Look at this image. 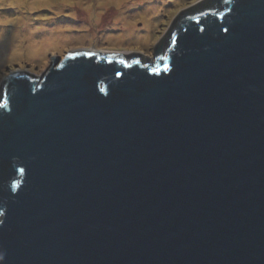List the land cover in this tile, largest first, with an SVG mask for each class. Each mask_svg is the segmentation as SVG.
<instances>
[{"label":"water","instance_id":"95a60500","mask_svg":"<svg viewBox=\"0 0 264 264\" xmlns=\"http://www.w3.org/2000/svg\"><path fill=\"white\" fill-rule=\"evenodd\" d=\"M0 264H264V0L7 74Z\"/></svg>","mask_w":264,"mask_h":264},{"label":"rangeland","instance_id":"374dc122","mask_svg":"<svg viewBox=\"0 0 264 264\" xmlns=\"http://www.w3.org/2000/svg\"><path fill=\"white\" fill-rule=\"evenodd\" d=\"M195 1L0 0V83L15 70L41 75L53 56L69 50L136 52L153 60L156 43ZM50 31L55 37L30 52V45Z\"/></svg>","mask_w":264,"mask_h":264},{"label":"bare ground","instance_id":"6f19581e","mask_svg":"<svg viewBox=\"0 0 264 264\" xmlns=\"http://www.w3.org/2000/svg\"><path fill=\"white\" fill-rule=\"evenodd\" d=\"M37 1H41V0H37ZM115 1V0H114ZM148 8H152V6L150 7H147ZM15 27V26H14ZM56 31H50V35L49 36H45L43 39L39 40V41H36V42H33L31 45H30V52H34L36 51V49L40 48L41 46L45 45L48 43V40H51L52 38L55 37V35L57 33H55ZM30 34V33H28ZM31 35V34H30Z\"/></svg>","mask_w":264,"mask_h":264},{"label":"snow or ice","instance_id":"6c2138e0","mask_svg":"<svg viewBox=\"0 0 264 264\" xmlns=\"http://www.w3.org/2000/svg\"><path fill=\"white\" fill-rule=\"evenodd\" d=\"M4 23H9V21H4Z\"/></svg>","mask_w":264,"mask_h":264}]
</instances>
